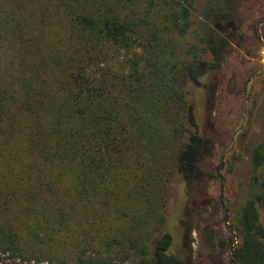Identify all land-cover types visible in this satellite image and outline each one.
<instances>
[{
	"label": "trees",
	"instance_id": "obj_1",
	"mask_svg": "<svg viewBox=\"0 0 264 264\" xmlns=\"http://www.w3.org/2000/svg\"><path fill=\"white\" fill-rule=\"evenodd\" d=\"M197 1L0 0L1 255L184 264L168 255L170 172L187 190L207 173L187 86L219 67L209 32L232 2L206 0L201 32ZM250 164L230 264H264V124Z\"/></svg>",
	"mask_w": 264,
	"mask_h": 264
},
{
	"label": "rangeland",
	"instance_id": "obj_2",
	"mask_svg": "<svg viewBox=\"0 0 264 264\" xmlns=\"http://www.w3.org/2000/svg\"><path fill=\"white\" fill-rule=\"evenodd\" d=\"M205 2L198 0L192 12L194 28L201 32L212 29ZM228 10L229 24L209 30L216 44L224 43L219 67L210 69L199 86H187L194 130L205 143L201 155L207 173L187 190L181 175L170 172L166 229L173 241L168 255L184 264H230V219L243 199L250 153L263 131L264 0H232ZM0 264L20 263L0 254Z\"/></svg>",
	"mask_w": 264,
	"mask_h": 264
}]
</instances>
